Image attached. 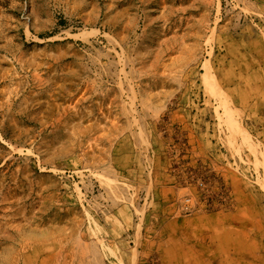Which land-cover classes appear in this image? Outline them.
I'll return each instance as SVG.
<instances>
[{"label":"rangeland","instance_id":"obj_1","mask_svg":"<svg viewBox=\"0 0 264 264\" xmlns=\"http://www.w3.org/2000/svg\"><path fill=\"white\" fill-rule=\"evenodd\" d=\"M163 263L264 264V0H0V264Z\"/></svg>","mask_w":264,"mask_h":264},{"label":"built area","instance_id":"obj_2","mask_svg":"<svg viewBox=\"0 0 264 264\" xmlns=\"http://www.w3.org/2000/svg\"><path fill=\"white\" fill-rule=\"evenodd\" d=\"M197 184H198V186H199L201 189H204V186H205V185H204V182H202V181H198ZM184 201H185V206H186V208H188V206H189V202H190V198H185Z\"/></svg>","mask_w":264,"mask_h":264},{"label":"crops","instance_id":"obj_3","mask_svg":"<svg viewBox=\"0 0 264 264\" xmlns=\"http://www.w3.org/2000/svg\"><path fill=\"white\" fill-rule=\"evenodd\" d=\"M165 221V220H164ZM163 234H164V238H163V243H164V246H163V250H165V223L163 225ZM165 252V251H164ZM164 263H165V258H164ZM163 263V264H164Z\"/></svg>","mask_w":264,"mask_h":264}]
</instances>
